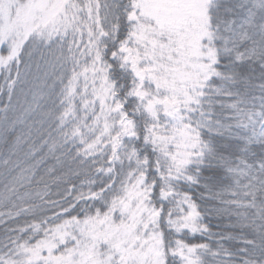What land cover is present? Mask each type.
<instances>
[{"label": "snow or ice", "instance_id": "6c2138e0", "mask_svg": "<svg viewBox=\"0 0 264 264\" xmlns=\"http://www.w3.org/2000/svg\"><path fill=\"white\" fill-rule=\"evenodd\" d=\"M0 264H264V0H0Z\"/></svg>", "mask_w": 264, "mask_h": 264}]
</instances>
